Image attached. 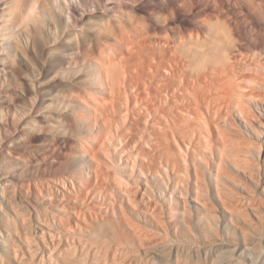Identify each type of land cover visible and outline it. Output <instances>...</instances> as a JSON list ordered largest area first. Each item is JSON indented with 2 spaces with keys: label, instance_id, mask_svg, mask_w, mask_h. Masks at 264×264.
Masks as SVG:
<instances>
[{
  "label": "bare ground",
  "instance_id": "1",
  "mask_svg": "<svg viewBox=\"0 0 264 264\" xmlns=\"http://www.w3.org/2000/svg\"><path fill=\"white\" fill-rule=\"evenodd\" d=\"M47 1L56 13L50 22L61 33L57 46L62 48L73 30ZM134 1L93 0L88 10L87 2L88 8L80 1L75 7L66 0L74 17L71 28L83 45L92 44L87 53L91 81L87 77L89 85L70 88L67 101L75 106L67 121L84 132L70 128L61 141L49 139L52 144L30 153L24 148L23 156L21 140L31 136L29 144H36L40 135L9 138L10 123L1 112L0 163L9 157L18 167L7 164L16 169L0 170V264H156L153 256L167 251L166 238L191 233L192 220L221 235L209 192L246 246L257 241L251 238L264 222V0ZM22 3L26 19L42 14L39 0ZM3 7L0 44L13 36ZM86 20L97 24L91 29L97 38L91 39L89 28L81 30ZM37 34L33 39L40 47ZM7 59L0 57V76H19ZM1 94L4 104H18L19 97L10 102V93ZM65 161L74 168L56 172ZM26 168L40 174L20 177L19 170ZM187 253L180 251L183 260Z\"/></svg>",
  "mask_w": 264,
  "mask_h": 264
},
{
  "label": "rangeland",
  "instance_id": "2",
  "mask_svg": "<svg viewBox=\"0 0 264 264\" xmlns=\"http://www.w3.org/2000/svg\"><path fill=\"white\" fill-rule=\"evenodd\" d=\"M4 1H6V0H3V1L0 0V4L1 5L4 4L3 10H5V9L8 8V6H7L8 4H9V6H11V7H9V9H7L9 11V14L7 13L8 11L6 12V10H5V14L7 13L6 14V17L7 18H9V17L11 18L10 24H12V26L10 25V27H13L14 29L9 27L10 28L9 30H11V32L13 33V36L11 37V39L8 40L9 42L7 41V42H3L4 44H0V55L2 54V56H0V57H7V55L10 56V59L11 60L10 59H7V60H9V62L11 64V66L13 67V69L15 68V70H17L19 72V76L21 75V77H19L18 75H16L17 73H14V72H12L11 74H5V75H1L0 76V94L1 93H5V92L6 93H10V96H11L12 99L13 98L14 99L15 98L17 99L19 97L18 98L19 100H17L18 101V104L15 101V103L17 105L15 103H13V104H10L9 103L7 105V104H4L3 101H1L3 99V96L1 94L0 95V99H1L0 100V107H1L2 104H4V105H2L4 108L1 107L0 114H1V112L4 111L5 113L3 112L1 115H2L3 119H4V117L6 118L4 120L9 121V123H10V129L8 128V130H7L8 131L7 134L9 135V138H14V136H16V134L18 135V137L22 135V138L27 137V136H25L26 134L28 136H30V134H32V133H37V135H40V136H38V139L39 140L37 141L36 144H34V143H30L29 144V141H30L29 138L31 136L29 138H25V139H22L21 140V144H22L21 147L22 148L20 147V150L21 151L20 150H18V151H19L20 154H23V156H24V155H27V152L26 151H28V153H30V152H32V150H37L39 148H42L43 146L48 145L51 141H53V143L55 141L56 142L61 141L63 138H66L67 135L69 136V133H70L69 130H70V128H74V130H75L77 128L76 126L79 125V124H75L76 126L75 125L72 126L69 123V121H67L68 118H67V115L66 114L71 109H74L75 108L74 104L67 102L68 101V94H69V91L71 92L70 88L73 91L75 89V86L76 85L77 86H79L80 84L81 85H89V83H90V82H88V80L90 79V75H91L93 69L91 68L90 64H88L89 58H88V61H87V53H88V50L90 51L92 44L89 45L90 44L89 42H85L86 45L84 44L85 47H83L84 45L81 43L82 42L81 35L79 36L77 34L78 36H76V31H74V28L73 29L71 28V25L73 23L72 21L74 20L73 19L74 17L71 16L72 14L70 13V10H67L69 8L66 5L67 4L66 0H51V2L53 3V7L55 8V11L56 12L58 11V14L59 15H61V14L64 15L63 16L64 17V20L63 21H65V23H67V25L70 27V30L69 31L71 32V30H73L71 32V35L73 34V37H70L69 39H67L66 42H65V44L62 46V48L61 47L58 48V46H57L58 45V40H59L58 39L59 38L58 36H60L61 33L59 34V30L56 29V26L54 24L55 22H50V21H55L52 18V16L55 14L53 17H56V13H54L53 10H51L52 8H51V6L48 5V1L47 0H39V3L40 4H45L46 7H44V6H42V5L39 4L38 8L40 7V9L37 8V10L42 11V14H40V15L39 14H36V16L34 15L35 17L33 16L30 19H26L27 16L23 13V7H21V6L24 5V3H22L23 0H22V2H20L21 0H7L6 3H4ZM25 1L26 0H24V2ZM67 1H69V3H71L73 6L75 5V7L76 6L78 7L79 1H80L82 3L85 2L84 4H85L86 8H88V5H89L88 10H93V8H94V7H92L93 6V4H92L93 0H67ZM106 1H110V2H114V1H116V2H123L124 0H106ZM132 1H134V0H132ZM86 2L88 3V5H87ZM10 3H12V4H10ZM5 4H6L7 7L5 6ZM1 13H0V18L2 19V15L4 13L3 14H1ZM7 15H9V17ZM4 16L5 15H3V17ZM69 19L72 20V21H70ZM85 22H87V23H85L86 25L83 24V27H81L82 28L81 30H83V31H88L90 29V31L93 33L95 29L94 30H91L92 27L93 28L98 27L97 24L94 23L93 21L86 20ZM28 23H30V24L31 23H33V24L35 23L34 24L35 25V28L32 29L31 26L29 27L28 25H30V24H28ZM30 28H31V30H30ZM36 29H38L39 31L36 30ZM32 30H35V32L38 33L37 35H39V37H40L38 39L41 41V42L38 41L39 43H41V44H39V43L38 44L41 45V46H43V50L40 48L41 46L38 47L36 45V47H35L34 39L36 37L35 36L36 33H34V31H32ZM93 35H92L91 39H94V38H97L98 37V34L97 33L96 34L93 33ZM44 41H45V43H44ZM83 52L85 53L86 58H85V56L83 57V55H84ZM5 54H6V56H5ZM89 67L91 68V70L89 69ZM88 72H91V73H88ZM85 75H88V76H85ZM87 77L89 79H87ZM77 80H79V81H77ZM84 80H85V82H84ZM24 81H27V83L24 82ZM90 81H91V79H90ZM24 83H25V85H24ZM24 86L25 87L27 86L26 88H29L30 87L32 89L31 90L29 88V92L31 90L32 95L29 94V92L27 93L26 88ZM73 86H74V89L72 88ZM27 95L28 96L31 95V97L32 98L34 97V99H32L30 96L28 97ZM33 95H35V96H33ZM10 96H9V99H11ZM66 98H67V100H66ZM14 99L13 100H10V102L11 101H14ZM35 99H37V100H35ZM70 105H71V107H69ZM14 107H16V108H14ZM10 110H12V111H10ZM42 115H44V116H42ZM39 116L41 118L43 117V120L44 121H48L49 120V122L44 123V124L40 123V122H42V120H41V118ZM63 117H65V118H63ZM26 118H28L29 121H28V119L26 120ZM38 118L40 119V121H39ZM27 121L29 123H27ZM32 121H34V122H32ZM37 121L39 122V124H38ZM50 121H51V123H50ZM22 123L24 125H28L29 128H33L34 131H33V129H23L22 127L24 125ZM30 123H34L33 126ZM64 123L65 124L67 123L66 125H68V126L71 125V126L69 128H67L68 126L66 127V125ZM42 126H43V129H42ZM35 127H36V129L38 128L37 129L38 131L35 129ZM78 127H80V126H78ZM44 128H45V130H44ZM20 129H21V132H20ZM80 129L78 130V128H77V131L76 132L77 133L84 132V129H82V127ZM26 130H28V131H26ZM14 133H16V134L14 135ZM41 136H42V139H43V137H45L48 142L45 141L46 139L45 140H42L40 138ZM0 138H1V135H0ZM54 138H56V139H54ZM57 138H59V139L62 138V139H60V140L58 139L57 140ZM49 139H51L50 142H49ZM1 141H2V139H0V146H1V143H2ZM38 142H39V144H38ZM44 142L45 143L47 142V143L45 144ZM51 144H52V142H51ZM34 146L37 147V148H35ZM24 148H25L26 151L24 150ZM256 154L258 155V153H256ZM257 155H256V159H258L257 158ZM5 158L2 161L3 163H0V170L1 171H3V170L4 171L5 170L6 171L7 170H10V167H11V170H14V169H16L18 167V164L15 163L16 160L14 161V159H11V158L9 159V157H5ZM7 161H8V163H7ZM13 161H14V163H13ZM259 161H260V159H259ZM7 164H10V165L13 164L12 166H14L16 168H13L10 165L6 166ZM71 166L74 168V163H72L70 161H68V163H67V161H65L63 164H60V165H57L56 166V169L57 170L59 169L58 171L56 169L55 170L58 173H66L67 170L72 169ZM7 167H9V168L7 169ZM35 167L38 168L39 165L38 166H35ZM36 168H34V169L33 168L32 169L26 168L24 170H19V174L18 175L20 177H24V176L25 177H28V176H31V173L32 172L35 173V174L32 173V175L33 174L34 175H39L40 174L39 169H36ZM37 170H38V172H37ZM23 171H24V173H23ZM45 172H47L46 174H52V173H54V170L52 172V170L50 168L49 169L47 168V169H45ZM239 176H240V178L243 177L242 174H240ZM210 184H211V182H210V178H209V179H207V186H210ZM239 189H240V187H239ZM239 189L236 187V191L238 190L237 192L240 191L241 193H243L242 192V189L241 190H239ZM263 196H264V194H263ZM209 199L211 200L212 203H214L216 205V207H217L216 209L219 210V211L217 210L218 215H219V219H220V221H219L220 222L219 223L220 225L218 226V228H219L218 231H219V233L221 235L218 234L217 230H212L211 229L212 228L211 226H210V229L209 228L206 229L207 226H205L204 224H202L201 221H198L197 222V221H193L192 220L193 223L191 222V229L193 231L191 230L192 231L191 233L190 232H188V233L184 232L183 233L181 231L179 234L174 235L173 237H171L172 239H170V237L169 238L167 237L166 238V241H168V242H165L164 241V244L166 243V244L169 245V243H170V245H169L170 248L168 247V245L165 246V245H163L161 243L163 245V247H164V250H167V251L164 252V250L161 249L160 252L163 251L164 252V253H162L163 255L162 254L160 255V253H159V256L154 255L153 257H155V258H153V259H156L154 262H156V264H157V260H158L159 264H161L162 262H163L162 264H173L174 263V259H176L175 262L177 261L180 264H190V263L191 264L192 263L193 264H196V260L198 261L197 264H203L204 261L206 262L204 264H208V263H211L212 260H213L212 261L213 264H223L224 261H225L224 264L225 263L228 264L227 261L229 262V260L231 261V262H229V264H231V263H233V264H239L238 262H240V264H243V263L244 264H264L263 263L264 262V243H263L264 242V226H263L264 222H263V219L261 221L262 223H260L261 226H260V228L257 231V233L259 232L258 234H260V232H261L260 235L262 237L259 236L261 238L258 241V238L259 237H257L258 235H257V233H255L252 236L251 240L253 239V241H254L255 239H257V241L256 240L254 242L252 241L253 244L251 246H246L247 241L244 240L245 238L243 237L242 233L238 229H236L229 222L228 219L226 220V218L228 217V214H226V212H224L221 209L220 205L216 201V198H214L211 195L210 192H209ZM191 206H192V208H194L195 205L193 203H191ZM0 216H2V212L0 213ZM263 218H264V215H263ZM222 219H225L226 221L224 222V220H222ZM227 223H228V225H227ZM192 224H193V226H192ZM261 228L263 229L262 231H260ZM210 230L213 233H214V231H216L217 233L215 232V234H218V235L215 236V234H214V236H213V234H212V232ZM202 231H205V232L202 233ZM208 231H210L211 233L208 232ZM231 231H232V233H231ZM226 232H228V233H226ZM233 232L235 234H233ZM237 232H239V233H237ZM205 233L207 234V236H206ZM224 233H226V234H224ZM229 233H231V234H229ZM204 234H205V236H204ZM208 234H211V235H208ZM233 235L234 236L236 235L237 237L235 236V238H237V239H235L233 237ZM189 236H190V240H188L189 239ZM1 237H0V247H1L0 249L2 250V241H1L2 239H1ZM181 237L183 238V240H182ZM210 237H212V238H210ZM204 238L205 239L207 238V240L212 239L213 241L212 240L207 241ZM218 239L222 240V241L219 240V244H217L218 243ZM261 239H262L263 242L261 241ZM171 240L172 241L175 240V242H172ZM176 241L178 242V244L181 243V246L182 247H180L178 244H177L178 246L177 245L174 246L173 243L176 244ZM190 241L193 242V243H190ZM227 241H229V242L231 241V244L228 243ZM232 241H233V243H232ZM171 242H172V245H171ZM185 242H187V243H185ZM206 242L209 244V247H208V245H207ZM209 242H212V243H209ZM222 242L223 243L224 242L226 243V244L224 243L225 246H224V244ZM256 242H259L260 244H258ZM220 243L223 244L222 245L223 248L221 247ZM187 244L188 245L190 244V246H188ZM194 244L196 246L198 245L199 248H196V246ZM216 244L217 245H220V246H217L218 248L220 247L219 249L217 247H215ZM227 244H229L230 246H228ZM162 245H160V248H163ZM211 245H214V246H212L211 249H210V246ZM255 245H258V246L260 245L258 247L259 248V251L257 250L258 249L257 246L255 248ZM204 246H206V247H204ZM165 247H166V249H165ZM167 247L169 248V250L167 249ZM186 247H188V248L190 247L191 248L190 249L191 252L188 251V248H186ZM192 247H194L195 250ZM231 247H235V248L233 249ZM251 247H252V249H251ZM203 248H206V250L205 249L204 250L207 251V252H205L204 250L201 251V249H203ZM214 248L217 249L216 250L217 252L218 251H220V252L215 253V249ZM224 248H226V249L229 248L231 250H226L225 249L223 251H227V252L221 251ZM245 248H246V250H245ZM170 249H172L171 252H170ZM177 249H178L179 252L177 251ZM184 249H185V252H184ZM208 249H210L211 251L208 250ZM247 249H249V252H248ZM250 249L252 250L251 252H250ZM254 249H255V252L253 251ZM1 250H0V252H3V250L2 251ZM176 251H177V253H176ZM180 251H181V254H184L186 252L189 253V254L187 253L188 255L185 254V257L187 256V258L184 257L185 260H183V257H182L183 255H180ZM198 251H199V253H198ZM233 251L235 252V254H234ZM209 253L212 255V257H211V255ZM174 254L175 255L177 254V257L180 255V258L179 257L176 258V256ZM164 255L167 256V257H165ZM193 255H195V256H193ZM225 256H226V258H223ZM249 256H250V258L254 259L253 263H251L252 260L249 259ZM253 256H255V258ZM195 257H197V258H195ZM171 258L173 260H171ZM209 258H210V260H209ZM219 258H221V259H219ZM236 258L238 260H236ZM178 259H179V261H178ZM180 259L183 260V261H181ZM225 259H227V260H225ZM215 260H216V262H215ZM234 260H235V263H234ZM184 261H186V263ZM192 261H194V262H192ZM219 262H221V263H219Z\"/></svg>",
  "mask_w": 264,
  "mask_h": 264
}]
</instances>
